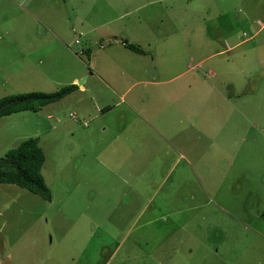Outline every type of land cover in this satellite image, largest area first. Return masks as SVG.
Wrapping results in <instances>:
<instances>
[{
	"label": "rangeland",
	"instance_id": "1",
	"mask_svg": "<svg viewBox=\"0 0 264 264\" xmlns=\"http://www.w3.org/2000/svg\"><path fill=\"white\" fill-rule=\"evenodd\" d=\"M71 84L0 118L52 195L0 184V264H264V0H0V99Z\"/></svg>",
	"mask_w": 264,
	"mask_h": 264
},
{
	"label": "trees",
	"instance_id": "2",
	"mask_svg": "<svg viewBox=\"0 0 264 264\" xmlns=\"http://www.w3.org/2000/svg\"><path fill=\"white\" fill-rule=\"evenodd\" d=\"M130 50L143 54V50L124 44ZM76 85H68L55 92H28L0 99V118L25 111H37L58 102L76 90ZM45 155L37 138L22 140L15 148L0 157V184L15 185L35 194L45 201H51L50 189L44 182L42 167ZM264 220V211L262 212Z\"/></svg>",
	"mask_w": 264,
	"mask_h": 264
},
{
	"label": "crops",
	"instance_id": "3",
	"mask_svg": "<svg viewBox=\"0 0 264 264\" xmlns=\"http://www.w3.org/2000/svg\"><path fill=\"white\" fill-rule=\"evenodd\" d=\"M4 34H6V33H4ZM77 81V79H74L73 81H72V83L73 82H76ZM81 89V88H80ZM126 92V91H125ZM124 92V93H125ZM182 156V155H181ZM165 159V158H164ZM148 163V161L146 162V164ZM167 175H168V173H167ZM167 175L163 178V180H162V182L160 183V186L166 181V177H167ZM138 178V177H137ZM149 179H152V180H150V181H148L147 182V185H150L151 183L150 182H152L153 184H155V186H156V179H154V178H152V177H149ZM137 183H138V185H140V184H142L143 183V181H142V179L140 180V181H137ZM146 185V186H147ZM120 231H124V232H126V230H127V227H125V226H123L122 228H120L119 229ZM120 247H122V243L120 242L119 244H118V246L116 247V250H118Z\"/></svg>",
	"mask_w": 264,
	"mask_h": 264
}]
</instances>
